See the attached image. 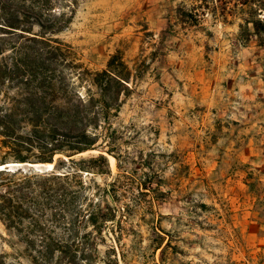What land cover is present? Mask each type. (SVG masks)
<instances>
[{"label": "rangeland", "instance_id": "obj_1", "mask_svg": "<svg viewBox=\"0 0 264 264\" xmlns=\"http://www.w3.org/2000/svg\"><path fill=\"white\" fill-rule=\"evenodd\" d=\"M207 1L79 0L56 35L90 71L113 54L131 71L111 127L75 156L108 159L109 172L84 173L89 194L113 195L97 264H264V45L240 31L246 7ZM0 155L39 163L36 148L0 142ZM0 253L30 264L1 221Z\"/></svg>", "mask_w": 264, "mask_h": 264}, {"label": "trees", "instance_id": "obj_2", "mask_svg": "<svg viewBox=\"0 0 264 264\" xmlns=\"http://www.w3.org/2000/svg\"><path fill=\"white\" fill-rule=\"evenodd\" d=\"M234 3L249 12L239 24L241 33L251 31L264 45V0ZM198 4L209 6L207 0ZM212 4L226 7L227 1ZM78 5L79 0H0V142L36 148L37 162L53 164L42 172L0 169V221L23 243L30 264H97L96 235L115 218L101 204L103 193L113 200L112 193L95 183L89 194L84 179L99 167L109 172L107 157L75 156L95 148L100 127H111L129 93L131 71L118 54L106 68L90 71L56 37L71 24ZM16 156L27 161L20 152ZM161 244L162 252L169 243ZM0 264H5L1 253Z\"/></svg>", "mask_w": 264, "mask_h": 264}, {"label": "water", "instance_id": "obj_3", "mask_svg": "<svg viewBox=\"0 0 264 264\" xmlns=\"http://www.w3.org/2000/svg\"><path fill=\"white\" fill-rule=\"evenodd\" d=\"M48 164H51V165H48ZM2 165H4V164H2ZM16 165H18V164H6L5 163L4 167L11 169L12 166H16ZM27 165L33 167L34 170H37L39 172L50 170L53 166L52 163H28ZM4 167H2V168H4Z\"/></svg>", "mask_w": 264, "mask_h": 264}, {"label": "bare ground", "instance_id": "obj_4", "mask_svg": "<svg viewBox=\"0 0 264 264\" xmlns=\"http://www.w3.org/2000/svg\"><path fill=\"white\" fill-rule=\"evenodd\" d=\"M6 164H17V163H6ZM5 165V164H4ZM4 165H0V169L2 168V167H4ZM48 165H51V164H48ZM11 167V166H10ZM6 168V167H5ZM49 169V168H48Z\"/></svg>", "mask_w": 264, "mask_h": 264}]
</instances>
